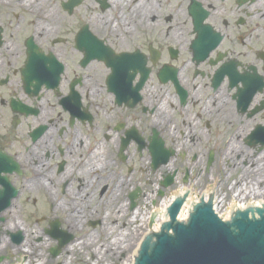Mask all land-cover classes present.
Wrapping results in <instances>:
<instances>
[{"label": "flooded vegetation", "instance_id": "1", "mask_svg": "<svg viewBox=\"0 0 264 264\" xmlns=\"http://www.w3.org/2000/svg\"><path fill=\"white\" fill-rule=\"evenodd\" d=\"M233 143L238 158L228 155ZM5 179L12 205L25 193L37 201L32 182L50 181L55 199L35 188L56 202L58 217L31 230L30 242L3 227L4 218L0 264H70L65 250L88 238L96 245L86 243L78 261L103 264L102 251L114 259L106 248L125 229L117 210L128 207L121 216L132 224L145 190L212 187L223 201L213 208L220 219L257 206L264 201V0H0L3 200ZM230 182L248 190L236 194ZM92 195L95 202L78 211L77 197ZM241 198L252 204L228 210ZM68 213L77 215L70 221ZM18 231L22 238H12Z\"/></svg>", "mask_w": 264, "mask_h": 264}, {"label": "water", "instance_id": "2", "mask_svg": "<svg viewBox=\"0 0 264 264\" xmlns=\"http://www.w3.org/2000/svg\"><path fill=\"white\" fill-rule=\"evenodd\" d=\"M183 195L186 197L181 202L182 207L175 221H168L162 228L179 222L180 214H183L184 206L188 205L192 192L188 190L179 198ZM202 202V205L209 206L204 197ZM209 202L213 211L215 202L217 204L213 193ZM8 204L0 203V214ZM199 205L197 203L193 211ZM256 210L260 209L251 208L246 211L250 218H253ZM193 211H190V214H193ZM170 214L174 219L175 212ZM234 215L231 219L237 217L236 213ZM180 223H183V220ZM233 227L236 231H231V228L219 222L208 208L199 209L191 218L188 227L183 225L176 227L174 230L176 238L165 235L158 237L150 255L147 254L148 248H144L137 264H264V217L251 222L242 215ZM151 232L156 233L155 230ZM151 238L144 239L142 244L153 243Z\"/></svg>", "mask_w": 264, "mask_h": 264}, {"label": "bare ground", "instance_id": "3", "mask_svg": "<svg viewBox=\"0 0 264 264\" xmlns=\"http://www.w3.org/2000/svg\"><path fill=\"white\" fill-rule=\"evenodd\" d=\"M235 146H236L235 143L230 145L231 148L229 150L228 155H231V156H234L235 158H238L237 157V153L240 150L238 152H237V150L235 151V148H236ZM102 153H105V149L104 148H102L99 152H96L95 157L91 160L90 164H88L90 168L93 167V166H96L95 160H97V158H99ZM166 170L169 171V168L167 167ZM245 174H247V170L245 171ZM86 175L87 174H84V172L80 173V177H82L81 183L84 186V192H86L87 187H88L86 185V181H85V178H84ZM157 176H158L157 173H155L154 178L157 177ZM49 182L45 179V180H39L38 182H32V183H33V185H35L36 188H41L42 190H44L45 199H50V198L55 199L54 195L56 194V196H58L57 193H56V188H54L53 184H52V187H51V185H48ZM239 184H240V182H235L234 184H232L230 186L229 190H231V191L232 190H236L235 193L237 194V191H238L239 195H241L243 193V189H245L246 191L248 190L243 185H239ZM44 186H46V189H45ZM152 186L155 188L156 184H154ZM35 187L34 186L30 187V189H32L31 191H33V192L36 191V194H39ZM157 190H160V189L152 190V192H149L150 193L149 195L145 194L143 196L142 200L140 201L141 204H139L140 208L136 209L134 214L131 215V219L133 220L132 224H130V223L124 224V220L127 219V218H124V217L121 216V214L124 211L123 206L120 205L119 209L117 210L118 216L120 218V220H119L120 222H118V224L125 227V232L126 233H119V239L115 241V247H112V246H109V245L107 247V248L110 249V250H107V255H109V252H114V253L117 252L115 257H114V259H115L114 262H116L117 260H121L119 254L120 253L122 254L121 246H122V244L124 242L126 244V247L130 248L132 251L134 249H136L137 245L139 244V242H138L139 236L140 237L141 236H145L147 233H149V232H151L153 230H155V232L157 233V231H159V228L163 227V224L168 223V221H170V219H169L168 215L166 214L165 210L167 209V207L169 205H171V202L176 201L178 199L177 197H180V195L186 193L188 190H190V192H191V188L189 186L180 187L177 190H175L174 192H172L171 199H169L167 197V199L165 198L163 200H159L155 196ZM212 190H213V188L209 187L208 189H206L202 193H198L197 194L195 192H192V196H191V198L188 201V205L184 206V209H183V212H182L183 214H180L179 223L181 222V220H183V223H185L186 220L189 219V217L191 215L190 211H193L194 206H196L197 203L202 205L203 197H204L205 201L208 202V204L210 205L209 199H210V197L212 195ZM226 192H227V190H226ZM116 195L118 197L120 196L119 194H116ZM252 199L253 200H258L256 198V196H253L249 200H252ZM249 200L247 198H245L244 201H242V198H241V202L239 203L238 207H235L234 203H232L231 207L228 208V210L235 209V208L237 210V209H242L244 207H248L247 205H251L252 203H245V202H247ZM216 201H217L218 205H220V203H223L222 199H220V200L216 199ZM74 202H75L74 205H76V206H79V205L83 204L82 208H80V206H79L78 211H82V210L84 211L85 208L87 209L88 206L91 203L95 202V196L92 195V196L77 197V199ZM150 202H154L156 205L152 207ZM254 203H258V204H257V206H254L253 208L261 209L262 206L264 205V201L263 200L262 201L258 200L257 202H254ZM71 205H72V202H71ZM140 205H142V207ZM69 207H70V204H67L66 205L67 212L70 211ZM83 207H85V208H83ZM215 212L218 213V216H221L217 209H215ZM125 214H127V213L125 212ZM76 215L77 214H74V215L71 214L70 215L68 213L67 218L70 219V221H72L73 218L76 217ZM81 215H82V212H80L79 216H81ZM232 215H234V214H232ZM232 215H231V217H232ZM231 217H226L225 216L224 218L228 219V220H231ZM78 219H81V218L78 217ZM132 225H134L135 227L132 226ZM4 226L5 225H3V227ZM6 229H8V228H6ZM145 239H147V238H145ZM139 240H140V238H139ZM94 241H95V239L88 238L87 241H83V243L77 245V247H79L78 248L79 250L78 249L75 250L74 248L73 249L72 248L71 249L67 248L65 251L68 253L69 258L72 261L73 254L79 253L80 255H82L81 251L85 252L84 249L88 248V246L89 247L94 246V244H95ZM143 241H142V243H143ZM1 243H3V245H7V243L5 242L4 239L2 240ZM86 243L88 244V246H87ZM98 250L99 249H97V251ZM99 255L101 256V259L105 260V262L107 263L106 251H102ZM108 257H110V256H108ZM122 257H124V256H122ZM128 259H131V258L129 257ZM126 260L127 259H125L124 261H126ZM135 263H136V261L132 260V261H130L129 264H135Z\"/></svg>", "mask_w": 264, "mask_h": 264}, {"label": "rangeland", "instance_id": "4", "mask_svg": "<svg viewBox=\"0 0 264 264\" xmlns=\"http://www.w3.org/2000/svg\"><path fill=\"white\" fill-rule=\"evenodd\" d=\"M63 31L64 30L61 31V34H63ZM137 177L138 176H135V179H137ZM232 183L233 182H230L228 184L230 185ZM211 185L212 184H209V186H211ZM217 185H219V184H214V186H217ZM173 190H175V188H167L165 191H163V190H159V191H161L162 196H164V194H165V196L167 195V197L170 198L171 197L170 195L172 194ZM145 191H146V193L148 195L150 194L149 192H152V190H145ZM221 193L222 192L219 190L217 195L222 198V196H220ZM27 196H28L27 193L23 194L21 196V198L19 199L20 201L18 203H13L12 207L10 206L11 208L9 207L10 209L8 208L7 212L5 214H3V217L6 219V223L8 222V224H5V226H4L5 228L9 227V229L11 231L21 230L22 232H24V234L26 236V239H27L26 241L29 240V242H30V231L31 230H36V229H38L40 227L41 228H47L48 225L51 222L56 221V219L58 217L57 216L58 209L56 208V202L54 200H50V201L44 200V199H42L40 193L36 194V197L38 199L37 201H32ZM167 197H166V199H167ZM230 199H236V198H235V196H232ZM140 200H138L137 205L139 204ZM153 203L154 202H150L152 207H153ZM50 204H51V206H50ZM138 207H139V205L136 208H138ZM126 209L129 210V208L127 207V208L124 209V212H125ZM54 210H55V213L53 214ZM50 212H51V217L53 219H50V221H49V220H47L45 218V216L50 214ZM104 212H103V214H104ZM94 213H97V214L100 215V211L99 210H96V212H94ZM94 219L95 218H91V221H89V222L93 223ZM58 221L61 222L60 220H58ZM88 228L90 230H93L89 226H88ZM124 230L125 229L122 227L120 233H126ZM121 248H122V255L124 256V257H122L120 255V259L121 260H117L116 262H114L115 259H111L110 257L107 256L106 257L107 263L104 261L103 264H129L130 261L133 260L132 256L134 255L135 251L134 250L132 251L130 248L126 247L125 242L122 244ZM106 249L110 250L109 248H106ZM116 253L113 252L114 255H116ZM74 256L76 257V260L72 259V262L70 264H86V263H83L84 261L83 262L82 261H78L79 258L82 259L85 256L83 252H82V255L77 253V254H74ZM129 257L131 259H128ZM125 259H127V260L124 261ZM53 262L62 263V260L59 257L58 259L54 260Z\"/></svg>", "mask_w": 264, "mask_h": 264}]
</instances>
